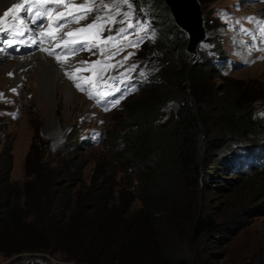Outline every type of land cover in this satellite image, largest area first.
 <instances>
[{
	"label": "trees",
	"instance_id": "1",
	"mask_svg": "<svg viewBox=\"0 0 264 264\" xmlns=\"http://www.w3.org/2000/svg\"><path fill=\"white\" fill-rule=\"evenodd\" d=\"M134 1L155 32L161 81L148 73L135 80L143 89L125 100L122 120L102 133L104 162L86 185L84 164L65 150L69 142L50 158L38 150L43 140L34 127L19 188L8 180L10 142L0 137L1 255L59 253L79 264H214L206 245L241 224L240 216L219 220L212 173L230 175L220 178L223 184L240 180L252 198L246 207L263 211L264 113L253 102L264 88L239 79L212 87L216 69L204 57L188 60L185 35L165 2ZM167 100L177 106L161 119ZM244 138L251 163L233 176V146ZM92 145L84 140V148Z\"/></svg>",
	"mask_w": 264,
	"mask_h": 264
},
{
	"label": "rangeland",
	"instance_id": "2",
	"mask_svg": "<svg viewBox=\"0 0 264 264\" xmlns=\"http://www.w3.org/2000/svg\"><path fill=\"white\" fill-rule=\"evenodd\" d=\"M199 2L204 37L196 44V53L191 57L185 51L188 60L204 57L215 72L208 79L212 87L224 84L227 80H247L252 84L264 88V43L259 32L260 25L247 19L254 17L255 21H261L264 17V1L261 0H197ZM85 0H71L72 5H79ZM105 4L111 5L114 0H103ZM133 5V16L125 20L122 15L128 11L127 6L120 5V15L116 9L106 11L97 0V11L79 23H64L59 29L60 36L69 31L83 27L93 22L94 16L113 15L116 23L103 25L104 31L92 30L98 38L84 39L90 34H79V38L88 45H96L91 51L85 49L78 51L77 55H64L62 66L54 77L55 85L60 86L58 92L53 90L50 96L39 84L38 72L40 66L27 64L16 73L10 71L9 62L21 56L29 55L30 52L22 54L0 53V137L1 140L10 142V168L8 180L18 185L19 188L26 179L23 168L24 155L31 140L33 128L37 127L40 138L43 140L38 150H44V155L54 158L55 149L64 141L69 142V151L76 159H81L84 164L80 173L82 183L86 185L96 173V168L104 162L102 155L106 148L102 139V133L107 129L115 127L116 121H121L124 110L127 108L125 100L137 95L144 84L137 87L136 79L152 74L156 83L161 81L160 71L157 69V53L159 44L154 43L150 28L146 32L137 33V28L127 29V24H137L144 21L140 18L142 11ZM70 8L61 7L59 12H67ZM169 13V10L167 9ZM170 15V13H169ZM171 17V15H170ZM172 19V17H171ZM125 20L124 23L120 21ZM5 22V27L8 24ZM100 26L98 25V28ZM119 28H126L123 36L117 35ZM108 29H111L109 31ZM241 29L249 30L247 33ZM184 33V32H183ZM185 35V33H184ZM108 36H116L113 41H107ZM143 37L138 46H130L131 41ZM186 41V35L184 36ZM69 41L77 37H65ZM57 43L60 40L57 39ZM149 47V48H148ZM161 47L162 44H161ZM165 49V48H164ZM166 50V49H165ZM57 53L62 49L57 48ZM32 54V53H31ZM70 56V57H68ZM48 57V56H47ZM48 57L56 60L54 56ZM125 57H128L125 59ZM61 60V61H62ZM57 61V60H56ZM86 61V63H84ZM99 61L100 63H96ZM135 68L133 69V66ZM159 67V65H158ZM88 69V71L76 72V69ZM33 73L32 77H27ZM143 72L144 75L140 73ZM76 76L75 83H81L90 90H98L105 95L106 99L97 103L95 99H89L86 93L79 91L67 74ZM11 74V75H10ZM16 76V77H15ZM35 77V78H34ZM90 78L87 82L83 78ZM15 89V92L12 91ZM120 89V91H117ZM111 93V95H109ZM123 98L121 100V94ZM253 105L256 106L258 115L264 113V91L255 92ZM125 97V98H124ZM120 99L116 107L111 102ZM125 104V105H124ZM109 110L105 111V107ZM175 100H167L161 105V119L167 118L176 108ZM69 133V136L67 135ZM263 137V136H262ZM84 140L93 143L92 146L84 148ZM246 138L242 142L235 143L233 148L235 155L231 156L230 163L233 166V176L239 171L246 169L251 163L247 153L242 150ZM64 150V152H66ZM228 153V152H226ZM252 171H247L250 173ZM216 178L211 185V196L219 220L230 221L238 217L241 224L233 233L227 234V239L222 242L206 245L210 250V259L214 264H264V208L263 211H254L246 207L251 205V196H244L245 189L240 180L231 182L230 185L223 184L220 178L223 173H212ZM258 179H264V168ZM235 183L234 186L231 184ZM257 183V182H256ZM221 184L223 185L220 188ZM258 189L254 195L262 190L258 181ZM244 201L247 202L244 204ZM134 202H137L134 200ZM244 204V205H243ZM252 206V205H251ZM235 224V221L233 222ZM35 257V258H34ZM37 261L40 264H79L64 260L59 253L48 252L29 255L20 252L16 256H3L0 254V264H27Z\"/></svg>",
	"mask_w": 264,
	"mask_h": 264
},
{
	"label": "snow or ice",
	"instance_id": "3",
	"mask_svg": "<svg viewBox=\"0 0 264 264\" xmlns=\"http://www.w3.org/2000/svg\"><path fill=\"white\" fill-rule=\"evenodd\" d=\"M100 5H102L103 9L106 11H111L112 8L116 9V14L120 15V5L127 6L128 11H124L122 15L125 17V20H130L133 16V5L131 3V0H114V2L109 5L105 4L103 0H99ZM97 4V0H85L84 3H81L79 5H72L71 0H21L20 3H15L8 7L0 16V34H10L11 36L16 35H22L23 33L20 32V28H22L25 25V19L21 15L22 13H26L28 17L31 18V22L35 24L38 20L42 19H48L49 24L47 25V31H40L38 33L39 37L41 38L39 43L42 45L44 42V39L47 38L51 42H55L57 39L60 40V43H54L53 47L49 48H43L41 47V51L46 52L48 56H54L55 59L60 62L62 60V57L64 55H74L78 51L82 50H89L91 51L92 48L96 47V45H88L83 42L82 39L79 38V34H90L87 37H84V39H90V38H98L96 37L95 33L92 32L94 29H98V31L102 32L104 31L103 25H106L108 23H116L113 15L108 16H94L93 22L88 23L87 25L77 28L74 31H69L63 34V36H60L59 29L64 28L65 24L60 23V21H65V23H79L81 20H85L88 18L89 15H91L93 12L97 11V7L95 5ZM48 5H55L56 8L53 7H47ZM65 7L70 8L67 12H58L57 8L59 7ZM56 13L55 18H53V13ZM11 16V21L7 24V27H5V18ZM250 21H254L260 25L259 32L261 34V37L264 38V21H255L254 17H248ZM125 20L120 21V23H124ZM98 25L100 26L98 28ZM137 28V33L139 32H146L151 26L147 21H137V24L134 25L132 23L127 24V29L131 28ZM126 28H119L117 30L118 36H123L126 31ZM111 31V29H108ZM241 31L248 32L247 29H241ZM65 37H77V39L69 41ZM155 32L153 31L152 36H149L148 39H154ZM107 41H113L116 39V36H108ZM143 41V37H138L136 41H131L130 46H138L139 43ZM33 43H37L36 39L32 40ZM262 43H264V39L261 40ZM4 43L7 44L8 47H12L16 41L14 39H7L4 41ZM60 48L62 49V52L57 53L55 49ZM4 51V49H0V52ZM128 57H125L127 59ZM264 59V57H262ZM86 63V61L84 62ZM96 63H100L97 61ZM135 68V65L133 66V69ZM80 71H88V69H80L77 68L76 72ZM67 74V73H66ZM141 75H144L143 72L140 73ZM11 75V74H10ZM68 78L72 80L75 84V87L81 91L86 93L89 99H95L97 103H101L106 99L105 95L101 94L98 90H90L86 88L81 83H75L76 76L67 74ZM85 82H87L90 78H83ZM13 92H15V89H12ZM117 91H120V89H117ZM2 95V94H0ZM111 95V93H109ZM123 93L121 94V99L123 98ZM120 103V99H116L111 102L112 107H116ZM109 108L106 106L105 111H108Z\"/></svg>",
	"mask_w": 264,
	"mask_h": 264
},
{
	"label": "bare ground",
	"instance_id": "4",
	"mask_svg": "<svg viewBox=\"0 0 264 264\" xmlns=\"http://www.w3.org/2000/svg\"><path fill=\"white\" fill-rule=\"evenodd\" d=\"M15 3H19V1L18 0H0V16H2L3 12L8 7H10L11 5ZM10 19H11V16L5 18V22L7 20L8 22H10ZM261 21H264V17L261 19ZM43 46L45 47L46 45L42 44L39 49H34L32 52H30L29 55L21 56L18 59L12 62H9L8 66H9L10 71H13V73H16L17 71L22 70L24 66L27 64H32V66H40L41 69L38 72H36L38 73V80H39L38 82L40 86H42L43 89L46 90V92H48V94L51 96L53 90L55 92H58V90L60 89V86H57V85H55L54 88L52 87L54 85L55 74L59 70H61L62 66H66L67 64H65L63 60L60 62L53 60V59L50 60L46 52L41 51V47ZM77 54H74L72 56H75ZM50 57L53 58L52 56ZM62 58H67V57H62ZM33 73L35 72H31L30 74L27 75V77H32Z\"/></svg>",
	"mask_w": 264,
	"mask_h": 264
},
{
	"label": "water",
	"instance_id": "5",
	"mask_svg": "<svg viewBox=\"0 0 264 264\" xmlns=\"http://www.w3.org/2000/svg\"><path fill=\"white\" fill-rule=\"evenodd\" d=\"M163 1L169 10L173 23L186 35L185 51H188L191 57H194L196 44L205 34L199 2L197 0Z\"/></svg>",
	"mask_w": 264,
	"mask_h": 264
}]
</instances>
